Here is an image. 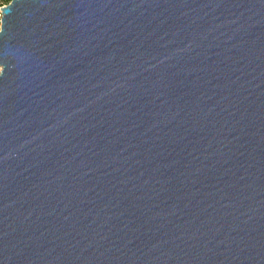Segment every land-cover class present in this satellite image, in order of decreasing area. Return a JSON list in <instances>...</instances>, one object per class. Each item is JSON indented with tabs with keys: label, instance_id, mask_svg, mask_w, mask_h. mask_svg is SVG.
Here are the masks:
<instances>
[{
	"label": "water",
	"instance_id": "1",
	"mask_svg": "<svg viewBox=\"0 0 264 264\" xmlns=\"http://www.w3.org/2000/svg\"><path fill=\"white\" fill-rule=\"evenodd\" d=\"M0 13V264H264V0Z\"/></svg>",
	"mask_w": 264,
	"mask_h": 264
},
{
	"label": "rangeland",
	"instance_id": "2",
	"mask_svg": "<svg viewBox=\"0 0 264 264\" xmlns=\"http://www.w3.org/2000/svg\"><path fill=\"white\" fill-rule=\"evenodd\" d=\"M6 1H4V0H0V8L3 6V5H5V4H7V3H5ZM0 17H1V13H0Z\"/></svg>",
	"mask_w": 264,
	"mask_h": 264
},
{
	"label": "trees",
	"instance_id": "3",
	"mask_svg": "<svg viewBox=\"0 0 264 264\" xmlns=\"http://www.w3.org/2000/svg\"><path fill=\"white\" fill-rule=\"evenodd\" d=\"M4 1H6L5 3H7V4H8V3H9L11 0H4ZM5 5H6V4H5ZM3 6H4V5H3Z\"/></svg>",
	"mask_w": 264,
	"mask_h": 264
}]
</instances>
